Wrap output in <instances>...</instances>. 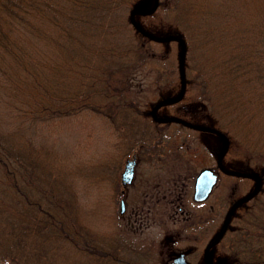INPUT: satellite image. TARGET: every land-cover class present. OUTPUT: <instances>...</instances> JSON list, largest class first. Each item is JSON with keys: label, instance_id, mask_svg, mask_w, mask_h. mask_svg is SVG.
Returning <instances> with one entry per match:
<instances>
[{"label": "trees", "instance_id": "16d2710c", "mask_svg": "<svg viewBox=\"0 0 264 264\" xmlns=\"http://www.w3.org/2000/svg\"><path fill=\"white\" fill-rule=\"evenodd\" d=\"M151 1L0 0V114L15 118L0 123L1 264L149 259L132 241L84 222L76 182L95 178L96 169L59 156L46 138L35 142L26 127L88 113L108 118L122 155L153 159L177 129L224 135L223 160L239 147L242 163L230 171L260 185L232 210L216 246L226 264H264V0ZM138 72L155 74L141 90ZM176 91L181 100L170 101ZM185 101L202 107L196 122L176 117L192 129L161 115ZM102 169L113 170L106 178L116 187L117 157Z\"/></svg>", "mask_w": 264, "mask_h": 264}, {"label": "rangeland", "instance_id": "374dc122", "mask_svg": "<svg viewBox=\"0 0 264 264\" xmlns=\"http://www.w3.org/2000/svg\"><path fill=\"white\" fill-rule=\"evenodd\" d=\"M146 2V5L152 3L151 0ZM165 75L167 78L168 74ZM135 77L138 78L134 80L136 88L141 90L147 82L145 79L155 77V74L138 72ZM166 78L162 79L164 83ZM171 78L179 88L177 69ZM195 94L199 96L198 92ZM178 95V91L172 94L176 98ZM170 108V111L169 107L161 110V115L183 116L194 122L201 118L198 116L201 115L202 107L197 102L185 101ZM0 123L3 127L7 126L6 123L14 125L15 118L13 115L0 114ZM17 124L16 116L15 126ZM26 127L29 133L32 131L31 137L35 142L46 138L57 148L59 156L70 154L72 157H64L67 160L82 159V166L86 169H96L95 178L76 182L81 191L79 204L84 222L98 234L119 235L132 241L145 251L149 258L146 264H169L174 256L187 251L191 253L187 257L188 264H205V248L219 234L229 207L249 193L255 184L251 179L223 175L216 171L222 141L210 132L184 129L169 131L168 152L165 150L157 154L154 160L146 156L137 157L132 183L123 188L120 184L123 165L127 159L132 158L135 151L127 155L116 153L118 135L108 118L88 113ZM184 138L187 141L184 142ZM178 145L183 150L179 151ZM115 156L120 169L117 172L116 187H112L110 178L106 176L112 175L113 170H106V173L104 169L99 170V164L112 161ZM240 158H243L241 150L234 146L223 160V167L234 170L241 165ZM203 169L217 172L218 180L210 196L200 204L193 201L192 194L194 178ZM121 199L125 206L123 213H120ZM211 249L209 263L226 264L223 262L225 257L221 248L212 246Z\"/></svg>", "mask_w": 264, "mask_h": 264}, {"label": "water", "instance_id": "95a60500", "mask_svg": "<svg viewBox=\"0 0 264 264\" xmlns=\"http://www.w3.org/2000/svg\"><path fill=\"white\" fill-rule=\"evenodd\" d=\"M155 5L153 6V8L150 11H146V12H141V11H133L131 14V17L133 18L135 15H144V14H148L149 12L153 11L155 8ZM172 38H165V40H171ZM157 41H162L163 39H156ZM182 97V93L180 94V96L175 99L174 101L177 102L181 99ZM155 113V109L152 111V114ZM220 137L222 138L223 142H224V147L222 149L221 154L219 155L218 158V164L220 166V170L224 171V169L221 167V159L224 155V153L226 152V148H227V139L225 136L219 134ZM134 167H135V157L132 156L131 159L126 160L125 164H124V168L123 171L120 175V180H121V184L122 186H126L128 184H130L133 180V176H134ZM216 179L217 176L216 174H214V172L210 169H203L201 172H199V174L197 175L196 179H195V184H194V193H193V199L195 201H203L204 199H206L209 195V193L211 192L212 187L215 185L216 183ZM258 182V180H257ZM124 212V202L121 201L120 202V213ZM221 234L218 236V238L215 240L216 242L220 239ZM212 246V244H210L208 246V248L205 251V255L208 252V249ZM206 260V259H205ZM173 264H186L185 259H184V255L182 253L178 254L173 260H172Z\"/></svg>", "mask_w": 264, "mask_h": 264}, {"label": "flooded vegetation", "instance_id": "af4514ba", "mask_svg": "<svg viewBox=\"0 0 264 264\" xmlns=\"http://www.w3.org/2000/svg\"><path fill=\"white\" fill-rule=\"evenodd\" d=\"M134 157H135V166H136V164H137V157H139V158H141L140 156H138L137 154H134L133 155ZM125 207V206H124ZM188 236H184V238H187ZM212 242H209L208 244H207V246H206V248H205V251H206V249H207V247L211 244ZM205 251H204V254H203V256H204V258H203V261H204V263L205 264H210L209 263V261H208V256H209V252L211 251V249L209 248L208 249V252H207V254L205 255ZM194 253V252H193ZM182 254L184 255V259H185V262H186V264H188V261H189V254H191L190 252H189V254H188V251L187 252H182ZM205 256L207 257V263L205 262ZM188 257V258H187ZM173 259H174V257H173ZM172 261H170V263L169 264H173V262L171 263Z\"/></svg>", "mask_w": 264, "mask_h": 264}]
</instances>
